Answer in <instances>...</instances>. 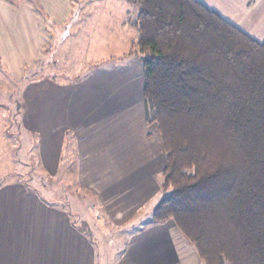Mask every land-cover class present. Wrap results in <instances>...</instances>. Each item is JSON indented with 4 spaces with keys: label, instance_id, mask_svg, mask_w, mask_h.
<instances>
[{
    "label": "crops",
    "instance_id": "obj_1",
    "mask_svg": "<svg viewBox=\"0 0 264 264\" xmlns=\"http://www.w3.org/2000/svg\"><path fill=\"white\" fill-rule=\"evenodd\" d=\"M197 1L254 40H264V0ZM41 5L58 25L78 18L74 9L106 7L112 24L104 25L103 18L90 21L86 42H117L118 35L129 33L130 44L137 38L127 24L133 8L122 0H41ZM47 35L36 8L0 0V59L11 76H20L24 64L37 59ZM44 83L39 88L43 100L30 97L39 84L30 85L26 114L32 123L37 117L43 121L35 129L44 140L48 169L59 166L70 141L76 155L74 180L97 197L107 221L125 236L113 264H202L173 222L142 227L147 209L159 198L165 159L156 126L144 123L141 64L130 59L122 67L99 68L79 83ZM90 237L72 225L66 211L48 206L19 182L0 186V264H97L101 246ZM109 239L116 238L110 234ZM100 249L101 264H109L108 248Z\"/></svg>",
    "mask_w": 264,
    "mask_h": 264
},
{
    "label": "trees",
    "instance_id": "obj_2",
    "mask_svg": "<svg viewBox=\"0 0 264 264\" xmlns=\"http://www.w3.org/2000/svg\"><path fill=\"white\" fill-rule=\"evenodd\" d=\"M122 1L137 9L127 21L137 38L121 58L141 64L144 123L156 126L165 159L142 227L173 222L202 264H264V40L197 0ZM20 101L17 112L27 106ZM77 185L96 209L97 197ZM26 190L90 237L68 203Z\"/></svg>",
    "mask_w": 264,
    "mask_h": 264
},
{
    "label": "rangeland",
    "instance_id": "obj_3",
    "mask_svg": "<svg viewBox=\"0 0 264 264\" xmlns=\"http://www.w3.org/2000/svg\"><path fill=\"white\" fill-rule=\"evenodd\" d=\"M6 2L10 4L25 2L33 8H38V14L42 17L44 30L48 35L46 36L47 40L41 45L37 59L32 64H24L20 76H11L0 59V66L3 69H0V183L16 181L23 186L28 185L27 187L30 189H36L51 201L64 202V205L68 203L71 206L72 221L77 226L80 221H84L88 225L92 230L90 235L92 241H97L101 247L108 248L109 264H113L118 260L120 252H123L125 236L120 234L119 229H115L111 225V221H107V217L99 210V202L98 205L94 204V206L97 205L96 209L88 208L87 204L91 201L92 196L82 193L74 180L76 155L72 149L70 150V141L66 144L59 166L55 170L48 169L50 165L45 154V146H43L44 140L42 141L40 130L35 129L43 121L35 117L36 124L32 123L29 115L26 114L27 108H21L18 113L16 103L24 99L28 104L29 98H34L33 94L36 95V98L43 100V92H41L43 90L39 88H42L41 85L45 84V81L62 85L79 83L90 77L95 67H122L128 60H136L134 57L121 58L129 50L131 41L128 35L132 33L118 35L117 42H106L102 38H93L94 40L86 42L87 39H91L86 37L87 31L93 29L89 26L90 21L96 23L99 18H103L104 25L112 24V17H108L109 12L103 5V9L101 6L95 7L92 12L84 9L78 13L74 9L73 16L77 13L79 17L75 16L68 19L63 25H58L45 14L41 0H10ZM104 5L106 6V3ZM130 7L133 8V14L128 20L134 19L137 13L136 7L133 5ZM25 53L22 52L21 56ZM99 61H102L103 65ZM21 62L23 63L22 59L18 61V63ZM94 63L96 65L99 63V66ZM27 70L32 73L37 70L40 76L31 78L34 79L33 83L21 84L22 77L30 73H27ZM35 83L39 85L35 89L33 88L32 94H30V85ZM34 109L40 111L39 107L34 106ZM37 161L38 166L36 165ZM150 210L147 209L149 212ZM110 234H112V239H116L109 241ZM106 241L108 242L106 243ZM101 247L97 253V264H101L102 261Z\"/></svg>",
    "mask_w": 264,
    "mask_h": 264
}]
</instances>
